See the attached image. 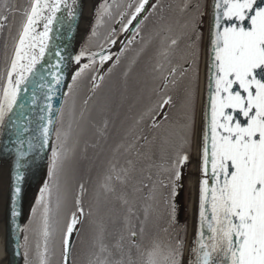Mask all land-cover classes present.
Returning a JSON list of instances; mask_svg holds the SVG:
<instances>
[{
    "label": "snow or ice",
    "instance_id": "6c2138e0",
    "mask_svg": "<svg viewBox=\"0 0 264 264\" xmlns=\"http://www.w3.org/2000/svg\"><path fill=\"white\" fill-rule=\"evenodd\" d=\"M166 7L163 0H101L87 43L76 54L57 48L52 62L45 59L51 42L66 26L71 31L77 0H0V157L12 164L9 230L23 237L16 252L23 264H77L76 242L82 264H264V0H180L171 17ZM149 51L141 90L155 100L122 129L95 181L77 183L69 206L65 169L92 100L77 111L75 86L87 76L95 93L105 80L99 70L134 53L127 80ZM202 54L206 102L198 129ZM72 63V83L56 107ZM111 123L92 124L99 140L85 151L107 140ZM194 149L198 195L189 237L172 197ZM45 152L49 182L21 224L25 173Z\"/></svg>",
    "mask_w": 264,
    "mask_h": 264
},
{
    "label": "trees",
    "instance_id": "16d2710c",
    "mask_svg": "<svg viewBox=\"0 0 264 264\" xmlns=\"http://www.w3.org/2000/svg\"><path fill=\"white\" fill-rule=\"evenodd\" d=\"M123 1L127 2V0H121L122 3H123ZM163 2L165 5H172L171 9H169L167 7L165 8L164 15L166 17L174 16L175 15V8L180 3V0H163ZM98 4H97V6H98ZM97 6H96V8H97ZM93 19H95V13L93 14L92 20ZM16 20L18 23L19 17H17ZM154 21H155V18H154ZM91 24H92V22H91ZM91 24H90L89 28L87 29L85 40L81 44L80 48L83 45H85L88 41V37L90 35V30L92 28ZM151 27H152V24L150 23L148 25V28L151 29ZM0 45H2V41H0ZM114 48H112V51L114 53L118 52V51H114L113 50ZM133 55H134V53H128L126 57H122L120 64L116 67H113V63L111 61L106 63V66H104L105 68L103 70L102 69L99 70L101 72V74H103L105 76V80H104L103 84L101 85V87L95 91V93H93L90 90V88H91L90 81L88 80L87 76H85L78 81V84L75 86V90H74L75 93L74 94H76V91L82 89V87H83L82 83L85 82L86 85L84 87L85 89L83 88L84 93H85L83 100L88 98V97H92V100H93V98H95V96L97 95V93L99 91H101L102 89H108L110 87L109 86L110 81L113 82L111 84V87H112V85L115 82V78L117 77V76H113V74L115 72H117V70L120 67L121 68L122 67L128 68L129 61ZM143 56L139 57L138 60H140ZM109 68H113V71L110 74L108 73ZM125 71H127V70H125ZM125 71L119 77L118 85L116 84V86L114 87V91L112 89V91L110 93L106 92L105 94H103V98L105 100H103L104 103L102 105V110L99 114V120L96 122V124L99 126L102 123V121L106 118L112 122L110 124V127H109V135H108L107 140L101 141L102 145L105 146V149H107L108 152H110L113 145H115L120 140L122 129L127 127L131 123L132 119L139 112H141L148 104L152 103L155 100V96L150 95V93L147 92V88H144V90L142 91L141 89L143 87L140 84L136 85V82H134L130 79L131 76L134 75L132 73L133 68H132L131 72L128 74L127 80H125V78H124ZM71 83H72V81H71ZM187 84H188V81L185 80L176 89L174 95H176L177 97L182 96L183 87ZM82 106L84 107L83 102H82ZM179 108H180V101L178 99L177 100V107H176V109L173 110V116L174 117L179 114ZM157 156H159V153H157ZM157 162H159V160H157ZM190 164L191 163H189L182 170V176L188 174L189 169H190ZM185 181H186V179H185ZM165 196L167 198V190H166ZM172 202L175 205L176 217H177L178 223L180 225H184V224L187 225V216H185L183 219H179V217H178V203L174 201V196L172 197Z\"/></svg>",
    "mask_w": 264,
    "mask_h": 264
},
{
    "label": "rangeland",
    "instance_id": "374dc122",
    "mask_svg": "<svg viewBox=\"0 0 264 264\" xmlns=\"http://www.w3.org/2000/svg\"><path fill=\"white\" fill-rule=\"evenodd\" d=\"M95 1V0H94ZM101 2V0H96L95 6ZM124 2V1H123ZM23 2L22 4H24ZM94 4V2H93ZM93 26L94 19L91 21ZM151 56V51L146 53L140 60L137 61V63L133 66L132 73L134 74L131 76V80L136 82V85L140 84L142 87L144 84L148 81V63L149 58ZM77 66L75 65V70ZM128 68H119L117 72L113 74V76H117L115 78V82L111 87L112 81L109 82L108 89H102L97 93L95 98L89 103L87 108V119L89 121L88 126L86 127L85 132L80 136V143L78 147L76 148V151L72 158L67 162L66 165V175L68 178V191H69V206L71 203V194L75 192L77 183L81 180L84 181H95L96 175L101 169L102 162L104 160V157L110 154V152L105 149V146L102 145L101 141H99V147L93 149L92 147H88L87 151H85V143H88L89 145L97 142L99 140L98 136L96 135V129L92 127V123L95 124L97 127L99 125L96 124V122L99 120V114L102 110V105L104 103L103 100V94L110 93L116 84L118 85V79L123 74L125 70ZM81 82V81H80ZM79 82V83H80ZM83 87L81 90L76 91V94L73 95V99L76 103L77 111H79L82 106L83 98H84V87L86 85L85 82L82 83ZM84 88V89H83ZM107 88V87H106ZM148 92V90H147ZM75 93V92H74ZM72 105V99H69L67 104H64V122L65 124L70 122V116L69 111ZM114 146V145H113ZM50 157V156H49ZM49 163V159H48ZM188 175V174H187ZM187 175H183V179H186L187 181ZM49 182L48 177V165H47V174L44 179V183ZM43 186V185H42ZM92 184H89V189L91 193ZM39 194V193H38ZM38 196V195H37ZM37 198V197H36ZM53 202H55V191L53 192ZM75 259H83V250L79 244V242H76V253H75Z\"/></svg>",
    "mask_w": 264,
    "mask_h": 264
},
{
    "label": "bare ground",
    "instance_id": "6f19581e",
    "mask_svg": "<svg viewBox=\"0 0 264 264\" xmlns=\"http://www.w3.org/2000/svg\"><path fill=\"white\" fill-rule=\"evenodd\" d=\"M78 11L77 19L74 26L73 34V52H75L77 46L82 39L89 20L92 14V7L94 0H77ZM63 31H68L67 26L62 29ZM54 39V38H53ZM53 40L51 42L52 47ZM50 47V49H51ZM50 52V51H49ZM48 52V53H49ZM48 55V54H47ZM46 55V57H47ZM45 57V59H46ZM44 169V162L39 159L38 155L32 162L26 179L27 188V209L32 205L33 199L37 192L40 176ZM196 170L193 169L187 176L186 181V202L187 211L186 216L188 218V213H190V222L192 223L194 207H195V195H196ZM12 164L6 157H0V264H13L11 249L13 244V235L9 230L10 220H9V192L10 184L12 183Z\"/></svg>",
    "mask_w": 264,
    "mask_h": 264
},
{
    "label": "water",
    "instance_id": "95a60500",
    "mask_svg": "<svg viewBox=\"0 0 264 264\" xmlns=\"http://www.w3.org/2000/svg\"><path fill=\"white\" fill-rule=\"evenodd\" d=\"M95 2H96V0L94 1L93 7H92V14H91V18L89 20L87 29L89 28V26L91 24V21H92V18H93V14L95 13V10H96ZM153 2H154V0H153ZM87 29H86L82 39L80 40V43L77 46L75 52H73L74 26L72 27L71 31H63V30H61L57 34V36L54 37L53 43H52V47H51L50 52L48 53V55L46 57V60L54 62V60H53L54 52H55V50L57 48H64V49H66L67 52H70L72 54L78 53L81 44L85 40ZM206 31H207V21H205V32ZM119 47H120V44L118 42L113 50L114 51H119ZM104 66H106V64ZM104 66H103L102 70L105 68ZM74 71H75V64L74 63L65 66V69H64L65 77H66L65 78V87L61 90V93H59L58 96H57V99L55 101V106L56 107H59L63 103V99H62L63 93L67 91V85L71 84L70 77L74 73ZM205 72H206L205 57L202 54L201 55V60H200V78H199V86H198L197 113H196V115H197V128L198 129H199V124H200L201 111H202V109H203V107L205 105V102H206ZM49 156H50V152H45V153H41V154L38 155L39 159L44 162V169H43V172H42V174L40 176V182H39V186H38L37 192H36L35 197L33 199L32 205L30 206L29 209H27V188H26V179H27V173H28L29 169L25 173L26 179H25V182H24L23 199H22L23 215L21 216V218L19 220V222L21 224H26L28 219L30 218V209L34 205V201H35V199H36V197H37V195L39 193V189L42 187L44 179H45V176L47 174V165H48ZM193 166H194V168L196 170V174L195 175H196V180L198 181L197 156H196V153H195V149L193 150L192 161H191V164H190V169H189L188 174L193 169ZM197 181H196L195 207H194V214H193L192 223L190 222V213H188V218H187L189 237H191L192 227H193L194 220H195L196 202H197V195H198ZM174 201L178 203V217H179V219H183L186 216V211H187L186 181H185V179H183V177H181V180L178 182V185L176 187L175 195H174ZM11 232H12V235H13V244H12V249H11L12 262H13V264H23V258L21 256L16 255L17 244L18 243H23V237L21 235L18 238V234L15 232L14 228L11 230Z\"/></svg>",
    "mask_w": 264,
    "mask_h": 264
},
{
    "label": "flooded vegetation",
    "instance_id": "af4514ba",
    "mask_svg": "<svg viewBox=\"0 0 264 264\" xmlns=\"http://www.w3.org/2000/svg\"><path fill=\"white\" fill-rule=\"evenodd\" d=\"M17 2H19L20 4H22L23 2H25V0H17ZM82 260L83 259H77V264H82Z\"/></svg>",
    "mask_w": 264,
    "mask_h": 264
}]
</instances>
